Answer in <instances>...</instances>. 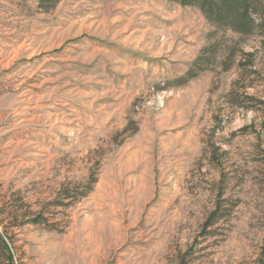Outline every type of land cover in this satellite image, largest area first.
<instances>
[{
	"label": "rangeland",
	"instance_id": "rangeland-1",
	"mask_svg": "<svg viewBox=\"0 0 264 264\" xmlns=\"http://www.w3.org/2000/svg\"><path fill=\"white\" fill-rule=\"evenodd\" d=\"M263 103L264 28L169 0H0L13 264H264Z\"/></svg>",
	"mask_w": 264,
	"mask_h": 264
},
{
	"label": "trees",
	"instance_id": "trees-1",
	"mask_svg": "<svg viewBox=\"0 0 264 264\" xmlns=\"http://www.w3.org/2000/svg\"><path fill=\"white\" fill-rule=\"evenodd\" d=\"M59 0H38V5L44 10L52 9ZM181 5L196 6L206 20L216 31L230 30L234 33L248 36L256 29L264 28V0H169ZM212 45L207 51L212 53ZM210 60V59H208ZM202 56H198L187 69L182 79L184 81L194 77L199 70ZM196 70V71H194ZM264 104V103H263ZM32 222L36 223L37 220ZM0 256L13 264L11 250L0 232Z\"/></svg>",
	"mask_w": 264,
	"mask_h": 264
}]
</instances>
